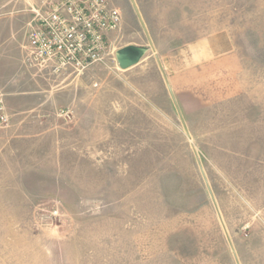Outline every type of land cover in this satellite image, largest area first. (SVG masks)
<instances>
[{"label":"rangeland","instance_id":"1","mask_svg":"<svg viewBox=\"0 0 264 264\" xmlns=\"http://www.w3.org/2000/svg\"><path fill=\"white\" fill-rule=\"evenodd\" d=\"M47 1L0 0V264H264V0H135L145 26L109 0L106 54L57 73L27 61ZM222 27L239 54L229 94L175 103L163 58ZM128 44L151 50L123 70Z\"/></svg>","mask_w":264,"mask_h":264},{"label":"built area","instance_id":"2","mask_svg":"<svg viewBox=\"0 0 264 264\" xmlns=\"http://www.w3.org/2000/svg\"><path fill=\"white\" fill-rule=\"evenodd\" d=\"M33 12L27 61L35 67L51 66L55 73L83 72L101 60L109 35L121 23L120 9L109 0H50ZM6 119L0 95V121Z\"/></svg>","mask_w":264,"mask_h":264},{"label":"crops","instance_id":"3","mask_svg":"<svg viewBox=\"0 0 264 264\" xmlns=\"http://www.w3.org/2000/svg\"><path fill=\"white\" fill-rule=\"evenodd\" d=\"M238 58L231 33L227 28H217L175 47L163 58L169 78L167 84L178 95L196 92L197 87L215 86L217 91L222 88L219 92L229 94L226 87L238 73Z\"/></svg>","mask_w":264,"mask_h":264},{"label":"water","instance_id":"4","mask_svg":"<svg viewBox=\"0 0 264 264\" xmlns=\"http://www.w3.org/2000/svg\"><path fill=\"white\" fill-rule=\"evenodd\" d=\"M131 1H132L133 5L135 7V10H136V12H137V14L139 16V19H140L141 23L143 24V26H145L144 25V22H143V19L141 17V14L139 12V9L136 6L135 0H131ZM150 44H151V40H150ZM150 50H151V47L150 46H147V45L128 44V45L123 46V47L119 48L118 50H116L115 57H116V60H117V63L119 65V67L121 69H123V70H126V69H129V68L137 65ZM168 86H169V89H170L171 94L173 96V99H174V101L176 103V99H175L174 93H173V91H172L169 83H168ZM182 121H183V125L185 127V130H186V133H187L188 137L191 138V134H190V132L188 130V127H187L184 119H183V116H182ZM193 148H194V151H195V153L197 155V159H198L199 165L201 167V170H202V173H203L205 182L207 184L209 193H210V195H211V197H212V199H213V201H214V203H215V205L217 207V204H216V201H215V197H214L213 191H212V189L210 187V183H209V181L207 179V176H206V173H205V171L203 169L202 163H201V161L199 159V156L197 154V151H196L195 147H193ZM217 210H218L219 216L221 217V213H220V211H219L218 208H217ZM226 232H227V230H226ZM227 237H228L229 242L231 244V247H232L233 253L235 255V258H236L237 262L239 263L237 254L235 252V249H234V247L232 245L231 239H230V237H229L228 234H227Z\"/></svg>","mask_w":264,"mask_h":264}]
</instances>
